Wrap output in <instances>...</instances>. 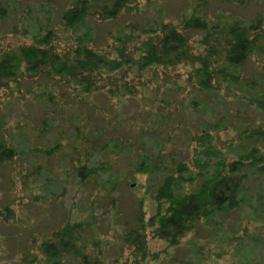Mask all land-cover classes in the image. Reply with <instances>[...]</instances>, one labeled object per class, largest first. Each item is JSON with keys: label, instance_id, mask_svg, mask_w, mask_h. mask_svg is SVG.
Instances as JSON below:
<instances>
[{"label": "rangeland", "instance_id": "1", "mask_svg": "<svg viewBox=\"0 0 264 264\" xmlns=\"http://www.w3.org/2000/svg\"><path fill=\"white\" fill-rule=\"evenodd\" d=\"M71 3L0 0V59L53 30L54 54L75 57L86 47L110 64L123 48L130 60L119 70L99 73L100 92L65 85L67 95L57 97L56 105L41 98L48 71L23 70L0 87V138L18 152L0 164V264H46L43 242L69 222L87 224L86 254L104 264H264V175L259 171L246 170L251 180L239 209L201 220L176 245L157 237L149 225L157 211L155 190L166 174H179V163L196 181L184 185L192 191L203 181L197 161L234 162L255 148L264 154L263 144L249 139L252 130L264 128V112L254 102L264 93V51L237 70L239 84H230V91L225 86L201 91L195 63L141 71L131 62L142 43L164 35L163 25L181 31L185 19L201 14L214 25L216 17L254 22L264 35V3L138 0L116 24L92 21L95 48L75 39L86 27L63 25L61 16ZM187 37L191 52L205 54L202 32ZM205 133L210 143L201 142ZM144 160L142 169L149 174L140 171ZM147 160H163L165 168L160 164L161 170L153 171ZM81 167L95 172L82 174Z\"/></svg>", "mask_w": 264, "mask_h": 264}, {"label": "trees", "instance_id": "2", "mask_svg": "<svg viewBox=\"0 0 264 264\" xmlns=\"http://www.w3.org/2000/svg\"><path fill=\"white\" fill-rule=\"evenodd\" d=\"M237 1L241 7L264 3V0ZM137 2L138 0H72L71 6L63 12L61 21L69 30H76L79 26L86 27L84 33H75V39L79 44H91L95 48L96 29L93 28L92 21L116 24L122 17L131 14ZM216 20L214 25L206 14L193 16L184 20L181 31L171 26L172 24H165L162 29L164 35L161 38L158 36L156 42L147 40L142 43L139 47L140 54L131 62L141 71L157 65L195 63L198 67L194 68V77L201 91L212 92L214 86H225L230 91V84H239L237 70L249 58L264 51V35L260 33V27L253 25L254 22L247 25L243 21H223L219 17ZM52 31L43 39L36 38L35 44L21 47L0 59V87L6 81L16 80L23 70L31 75H43L48 71L51 78L43 79L46 90L41 98L56 105L57 97L62 99L67 95L62 90L65 85L74 83L88 94L100 92L103 87L97 81L99 73L103 70H119L130 60L123 48L118 49L119 60L110 64L103 60L102 54L86 47L76 51L75 57L54 54L50 47ZM187 32L204 34L201 44L205 48V54L196 55L191 52ZM133 34L131 32L125 36L130 38ZM49 88L51 91H48ZM254 102L257 109L264 112V93ZM206 134L208 133L201 136L202 143H210ZM249 139L254 143H262L264 148V128L252 130ZM17 154L15 147L0 138V164L12 161ZM144 161L140 164V171H144ZM148 162L147 165L152 166L153 171L161 170L160 164L165 168L163 160ZM201 163L197 161L203 181L194 190L185 191L186 182L195 185L196 181L190 175H185L189 169L182 163L178 165L179 174H166L155 190L157 211L149 220V225L155 228L157 237L170 245L178 244L201 220L239 209L245 202V186L250 178L246 170H256L264 175V154L258 148L249 150L234 162L220 159L212 165ZM84 170L87 171L88 168L81 167L79 172L83 174ZM94 172V169L87 171L89 176ZM144 173L149 174L150 170H145ZM86 225L85 222H69L53 231L50 239L42 244L46 264H104L86 254ZM136 237L138 244L144 242L140 233Z\"/></svg>", "mask_w": 264, "mask_h": 264}]
</instances>
